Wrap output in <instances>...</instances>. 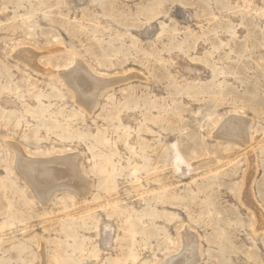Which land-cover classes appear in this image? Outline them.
I'll return each instance as SVG.
<instances>
[{"label": "rangeland", "instance_id": "374dc122", "mask_svg": "<svg viewBox=\"0 0 264 264\" xmlns=\"http://www.w3.org/2000/svg\"><path fill=\"white\" fill-rule=\"evenodd\" d=\"M14 145L24 175L77 162L41 201ZM263 228L264 0H0V264H165L185 232L193 264H264Z\"/></svg>", "mask_w": 264, "mask_h": 264}, {"label": "bare ground", "instance_id": "6f19581e", "mask_svg": "<svg viewBox=\"0 0 264 264\" xmlns=\"http://www.w3.org/2000/svg\"><path fill=\"white\" fill-rule=\"evenodd\" d=\"M18 56L23 61H26L34 69L37 68L36 63L34 62V59H33L34 56L32 55V53L30 51L29 52L28 51H21V53H18ZM59 74L62 76L65 83L75 93L77 102L80 103L83 107H86L87 109H90L93 106L99 92H101V89H103L105 82H107L100 77L94 76L95 74L94 75L91 74L89 72V70H87L78 61H76V63L74 64L73 67H71L65 71H62ZM107 79L108 78H106V80ZM247 127H248L247 121L244 120L243 118L238 117V116H230V117L226 118L224 121H222L221 124L219 125L218 129L216 130L217 131L216 132L217 137L229 140L231 142H234L239 146H244L248 143ZM14 150L16 151V154L18 157L17 158V161H18L17 165L19 167L17 170L19 171V169L20 170L22 169V171H23L24 170L23 165H26L27 161H24V157L22 156L19 148L15 145H14ZM70 161H73V162L76 161L77 162V157L76 156L70 157L69 161L66 159H63V160L53 159L52 161H47L45 163L40 162L37 170L35 168L31 167V170H29V169H27L28 171L26 170L27 172H25V175H24V171L23 172L21 171L20 174L22 175V177L24 179L27 180L28 183H31L32 185L35 183V184H39L41 186L44 185L45 187H50V192L46 191V189H43L46 192L42 191L43 192L42 195H39V197H38L41 201H47L48 197L51 196L50 193L52 191L51 189H52L54 182L59 181V180L63 181L61 178L68 176V174L66 173V168L69 166L67 164H64L67 167H65V166L62 167L60 165V163H57V162H63V163L69 162L70 163ZM56 166H59V167H56ZM70 174H71V176L69 175V177H70V179H72V177H74V176L72 175L71 170H70ZM65 179H67V178H65ZM68 181H69V179H67V184H68ZM78 181L81 182L80 179H78ZM72 182H74V181H72ZM57 183H59V182H57ZM67 184H63V185H61V187L62 188L63 187L69 188V185H71V184H69V185H67ZM78 185L80 186V184H78ZM82 185H84V184L82 183ZM32 188H35V187H32ZM80 188H81V186H80ZM53 189H55V188H53ZM76 191H78V190H76ZM77 193H79V195L84 194V190L78 191ZM182 238H183V243H182L181 252L177 256L167 260L165 262V264H193V262L198 261L197 260V254H196V252H197L196 237L194 235H192L190 232H185L183 234Z\"/></svg>", "mask_w": 264, "mask_h": 264}]
</instances>
